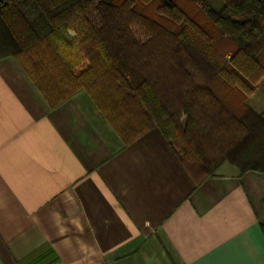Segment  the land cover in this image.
I'll use <instances>...</instances> for the list:
<instances>
[{
  "label": "crops",
  "instance_id": "0c3cea01",
  "mask_svg": "<svg viewBox=\"0 0 264 264\" xmlns=\"http://www.w3.org/2000/svg\"><path fill=\"white\" fill-rule=\"evenodd\" d=\"M101 90L118 130L87 92L51 107L0 57V264H264V169L226 160L196 182L138 105Z\"/></svg>",
  "mask_w": 264,
  "mask_h": 264
},
{
  "label": "trees",
  "instance_id": "16d2710c",
  "mask_svg": "<svg viewBox=\"0 0 264 264\" xmlns=\"http://www.w3.org/2000/svg\"><path fill=\"white\" fill-rule=\"evenodd\" d=\"M221 2L0 0V57L51 107L83 90L117 129L99 91L138 105L196 182L226 160L264 169V112L246 103L264 77V1ZM135 21L152 34L145 45Z\"/></svg>",
  "mask_w": 264,
  "mask_h": 264
},
{
  "label": "rangeland",
  "instance_id": "374dc122",
  "mask_svg": "<svg viewBox=\"0 0 264 264\" xmlns=\"http://www.w3.org/2000/svg\"><path fill=\"white\" fill-rule=\"evenodd\" d=\"M94 1L97 2L99 0H94ZM93 13H95V11H93ZM95 24H97V23H95ZM128 31H130L134 40L139 45H145L149 41H151V39H152L151 32L142 24L141 21H135V22L130 23L128 25ZM88 63H89V60H87V59L82 60L75 67V72L79 71L80 68H85V66L88 65ZM253 93H254V96L256 99L257 98L260 99V101L257 100L258 104H256V106L264 105V103H262V100H264V83H261L258 86V90L254 91ZM247 99H248V97H247ZM247 99H246V103H247ZM247 104L249 105V103H247ZM249 106L254 109V107L252 105H249Z\"/></svg>",
  "mask_w": 264,
  "mask_h": 264
}]
</instances>
